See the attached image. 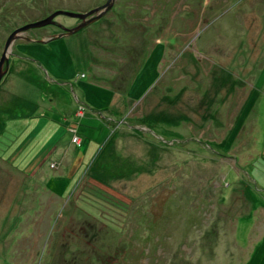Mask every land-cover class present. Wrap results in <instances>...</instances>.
Listing matches in <instances>:
<instances>
[{"label":"rangeland","instance_id":"obj_1","mask_svg":"<svg viewBox=\"0 0 264 264\" xmlns=\"http://www.w3.org/2000/svg\"><path fill=\"white\" fill-rule=\"evenodd\" d=\"M105 1L0 0V57ZM9 56L0 264H264V0H115Z\"/></svg>","mask_w":264,"mask_h":264},{"label":"water","instance_id":"obj_2","mask_svg":"<svg viewBox=\"0 0 264 264\" xmlns=\"http://www.w3.org/2000/svg\"><path fill=\"white\" fill-rule=\"evenodd\" d=\"M115 0H106L104 3L95 6L87 11L83 12H74V11H69V10H63V9H57L47 16L40 18L38 20L30 21L27 22L17 28H15L7 37L4 47L2 50V54L0 57V81L4 74L8 71L9 69V54L11 53V46L12 43L15 42L16 39L22 38L30 41H37V42H48L51 39L58 38L64 35H69L72 34L81 28L85 27L86 25H89L90 23H93L94 21L100 19L102 16H104L114 5ZM67 14L69 16H73L78 18L80 21L74 26L68 27L64 25H60L61 31L52 33L49 36L45 38H32L30 36H27L24 32L27 31L30 28L33 27H39V26H44L46 24H53L55 23L54 17L58 14Z\"/></svg>","mask_w":264,"mask_h":264},{"label":"crops","instance_id":"obj_3","mask_svg":"<svg viewBox=\"0 0 264 264\" xmlns=\"http://www.w3.org/2000/svg\"><path fill=\"white\" fill-rule=\"evenodd\" d=\"M57 66V65H56ZM82 104V103H81ZM72 132H73V130H72ZM76 132H77V134H78V131H77V129H76ZM72 135H73V133H72ZM72 135H71V137H72ZM79 135V134H78ZM46 143V142H45ZM43 144L41 147V150L39 151V152H42L48 145H50V143H51V141H50V143H47V144ZM36 158H37V156H36ZM35 158V159H36ZM54 161H52V160H50V163H53Z\"/></svg>","mask_w":264,"mask_h":264},{"label":"trees","instance_id":"obj_4","mask_svg":"<svg viewBox=\"0 0 264 264\" xmlns=\"http://www.w3.org/2000/svg\"><path fill=\"white\" fill-rule=\"evenodd\" d=\"M82 75H84V73H83ZM121 86H122V85H121Z\"/></svg>","mask_w":264,"mask_h":264},{"label":"built area","instance_id":"obj_5","mask_svg":"<svg viewBox=\"0 0 264 264\" xmlns=\"http://www.w3.org/2000/svg\"><path fill=\"white\" fill-rule=\"evenodd\" d=\"M81 108H82V106H81ZM76 138V137H75Z\"/></svg>","mask_w":264,"mask_h":264}]
</instances>
